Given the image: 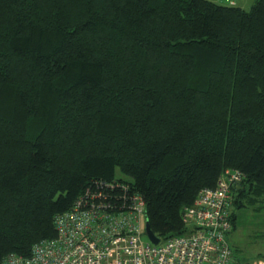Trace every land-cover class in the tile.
<instances>
[{
  "label": "trees",
  "instance_id": "16d2710c",
  "mask_svg": "<svg viewBox=\"0 0 264 264\" xmlns=\"http://www.w3.org/2000/svg\"><path fill=\"white\" fill-rule=\"evenodd\" d=\"M227 168L264 204V0H0V262L88 191L184 233Z\"/></svg>",
  "mask_w": 264,
  "mask_h": 264
},
{
  "label": "built area",
  "instance_id": "2783aa9c",
  "mask_svg": "<svg viewBox=\"0 0 264 264\" xmlns=\"http://www.w3.org/2000/svg\"><path fill=\"white\" fill-rule=\"evenodd\" d=\"M243 178L239 169H225L215 187L185 207L186 231L157 243L146 231L142 195L113 202L103 191H88L55 217V237L37 242L30 256L10 254L0 264H243L229 239L233 186Z\"/></svg>",
  "mask_w": 264,
  "mask_h": 264
},
{
  "label": "rangeland",
  "instance_id": "374dc122",
  "mask_svg": "<svg viewBox=\"0 0 264 264\" xmlns=\"http://www.w3.org/2000/svg\"><path fill=\"white\" fill-rule=\"evenodd\" d=\"M228 2L229 0H225ZM224 2V3H226ZM256 0H241L239 5L249 8ZM117 177H124L120 168H117ZM236 212V227L229 234L237 255L243 264H251L264 258V204L261 201L248 204L245 207H233ZM148 238L144 236V240Z\"/></svg>",
  "mask_w": 264,
  "mask_h": 264
},
{
  "label": "water",
  "instance_id": "95a60500",
  "mask_svg": "<svg viewBox=\"0 0 264 264\" xmlns=\"http://www.w3.org/2000/svg\"><path fill=\"white\" fill-rule=\"evenodd\" d=\"M146 231H147V234H148L149 238H150L153 242L157 243V242L160 241V237L157 236V235L154 233V231L151 229V226H150V223H149L148 218H147V220H146Z\"/></svg>",
  "mask_w": 264,
  "mask_h": 264
},
{
  "label": "crops",
  "instance_id": "0c3cea01",
  "mask_svg": "<svg viewBox=\"0 0 264 264\" xmlns=\"http://www.w3.org/2000/svg\"><path fill=\"white\" fill-rule=\"evenodd\" d=\"M215 1H218V2H226L225 0H215ZM230 1V0H229ZM228 1V2H229ZM236 1V3L238 4V2H240L241 3V0H235ZM239 5V4H238Z\"/></svg>",
  "mask_w": 264,
  "mask_h": 264
}]
</instances>
